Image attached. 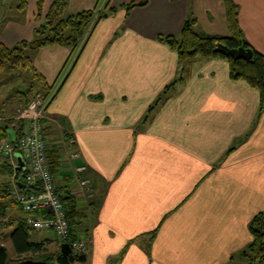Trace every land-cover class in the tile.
Instances as JSON below:
<instances>
[{"label": "crops", "instance_id": "obj_1", "mask_svg": "<svg viewBox=\"0 0 264 264\" xmlns=\"http://www.w3.org/2000/svg\"><path fill=\"white\" fill-rule=\"evenodd\" d=\"M54 1L45 0V13ZM233 1L245 39L264 55V0ZM65 2L69 16L94 12L101 0ZM109 3L118 12L91 28L85 46L30 53L43 78L37 93L55 94L44 117L46 138L66 142L56 184L88 216L80 235L89 242L87 260L72 264H113L121 256L119 264H230L250 245V224L264 213L258 92L231 81L226 61L198 58L185 84L149 113L180 72L177 53L160 38L179 37L191 21L198 34L231 36L223 0H105L97 12ZM132 4L127 13L123 7ZM3 12L0 0V23ZM25 13L24 24L4 28L0 43L13 48L33 40L36 0ZM19 104L1 109L9 107L0 111V130L8 117L18 121ZM83 166L92 194L80 185ZM93 187L102 195L94 206ZM7 201L16 226L25 213Z\"/></svg>", "mask_w": 264, "mask_h": 264}, {"label": "trees", "instance_id": "obj_2", "mask_svg": "<svg viewBox=\"0 0 264 264\" xmlns=\"http://www.w3.org/2000/svg\"><path fill=\"white\" fill-rule=\"evenodd\" d=\"M36 3L38 17H42L43 15V18L45 19L43 26L35 29L34 40L30 42H21L13 48H8L0 43V73L4 69L13 70L21 68L30 71L40 84H42L43 78L37 74L33 66V61L31 57L26 54V51H38L47 46H66L78 49L81 45L85 46L84 44L86 43H83V40L88 33H91V28L93 30L101 20L109 18L118 12L117 9L109 8V3L104 11L97 12L95 10L94 12H84L67 16L64 12L66 7L65 0H55L49 11L46 13L44 12L45 0H36ZM223 3L226 8L227 24L231 36L218 37L198 34L193 29L195 21H191V23L185 26L179 37L160 38L162 42L166 43L177 53L180 72L176 81L164 90L155 103V106L149 109V113L161 105L172 90L175 91L177 87L185 84L189 76L188 65L198 58L226 61L229 64L230 80L233 82H244L257 91L260 97L259 114L264 112V55L257 52L245 39L243 31L239 25V7L233 0H223ZM27 5V0H21L18 9L22 12L26 11ZM135 7L137 6L132 4L123 7V9L126 10L127 13H130ZM97 15H99L98 18H96ZM216 43H221L230 49H251L253 51V59L251 61H234L220 54H216L214 53ZM52 90L46 91L45 95L49 96L53 92ZM29 96L28 93L23 94L25 107L31 102L28 98ZM16 116L18 115L16 114ZM13 123L14 121L10 124ZM16 123V127L12 129L15 131L16 137L19 138L24 131V125L20 121H17ZM10 129V126L1 129L0 137L10 138V135L8 134V130ZM47 130L48 129L46 128L45 133ZM65 135L67 142L72 140L66 132ZM9 143L16 146L15 143L11 142V138ZM49 146L50 144L48 143L47 159L51 174L56 181L61 173L62 156L58 147L52 145ZM16 153L18 152L8 154L12 155L15 161L13 167L11 165L7 166V164H0V168L2 169L0 172L4 174L7 171L13 176V178H15L16 175V179H13L16 181H14V188L15 186L22 188V184L17 181L23 172L17 173L16 171L18 166V162L14 157ZM10 157H6L5 154L0 156L1 159H9ZM84 175L87 176L89 181H92L88 171L82 174V177L80 175L81 181L87 180ZM66 190V188L63 189L57 186V193L61 196V201L65 205L67 216L71 224V238L73 241H77L80 240L81 232H87L84 228L88 223V216L77 208L72 193ZM96 190L97 189L94 188V198L90 200L93 206L95 203H100L102 200V195ZM9 195L11 196V194L8 193L3 199H9ZM12 203L15 204L14 202ZM15 205L19 206L17 203ZM2 214L3 212L0 213V217H2ZM8 226L14 228L9 239L13 245L16 259H10L7 248L0 242V264H72L68 258L62 255L60 248L57 253H54V255H48L47 248L52 244V241H46L44 243L33 241L32 236L36 232L27 227L25 224V218L18 222L16 226L13 225L12 221L10 224L8 223ZM249 230L252 236L250 245L245 251L233 258L230 264H264V213L257 215L253 219ZM53 242L57 243L58 246L61 245L58 241ZM75 256V262L85 263L87 260V254L75 253ZM121 257L114 261L113 264H119V262L122 261Z\"/></svg>", "mask_w": 264, "mask_h": 264}, {"label": "built area", "instance_id": "obj_3", "mask_svg": "<svg viewBox=\"0 0 264 264\" xmlns=\"http://www.w3.org/2000/svg\"><path fill=\"white\" fill-rule=\"evenodd\" d=\"M53 97L54 94L47 97L38 93L19 111L18 121L24 125V131L20 138L16 139V146L0 143V156L18 152L26 164L25 171L17 180L24 188L15 186L13 195L25 213L27 227L36 233L52 232L56 240L62 245L68 244L74 254H87L90 248L88 242L73 241L71 238L67 210L57 193L56 181L48 164L44 117ZM77 157L74 155V159ZM86 172L87 168L84 166L77 169L79 175ZM13 179H16V175ZM80 185L91 193L92 184L89 180L80 181Z\"/></svg>", "mask_w": 264, "mask_h": 264}, {"label": "rangeland", "instance_id": "obj_4", "mask_svg": "<svg viewBox=\"0 0 264 264\" xmlns=\"http://www.w3.org/2000/svg\"><path fill=\"white\" fill-rule=\"evenodd\" d=\"M28 1L29 0H27V3H28ZM104 2H105V0H101L100 7L96 11L102 10L104 8ZM20 3H21V0H4L5 12H3V15L1 16V21H2V18L5 20L3 23H0V34L5 32L4 28L7 25H9L8 27H10V24H9L10 22L15 21V24L18 25V24H24V22L26 21L25 11L22 12L18 9ZM98 16L99 15H97L96 18H98ZM42 18H43V15H42V17H38V13H37V20L39 19V22H38L39 25H38L37 29L43 26V24L41 23ZM43 20H45V19L43 18ZM12 29L13 28H9L8 30H6V33L10 34L9 32H11ZM16 32L17 31L15 30V34H16ZM33 40H34V38H33ZM30 53H31L30 50L26 51V54L28 56H30ZM44 88L45 87H43V90H44ZM39 90H42L40 83L38 82L37 78H35L33 76V74H31L30 71L23 70L21 68H17V69H13V70L4 69L0 73V111L6 112L9 109L10 105H16L17 103L18 104L21 103L15 109L17 115H19L18 114L19 111H21L23 108H25L23 94L28 93V95H30L28 97L29 100H32L35 97V95L38 94L37 92ZM39 93L42 95H45V93H41V92H39ZM51 95H52V93L47 97H50ZM12 99H14V101H15L14 103L12 102ZM5 106L6 107L9 106L8 109L1 110ZM16 113H15V115H16ZM1 114L3 115L4 113H1ZM12 121H14V119L11 116L8 117V119L5 122V126L3 128L8 127V126H10V128L16 127L17 123L15 121L13 124H10ZM8 123H9V125H8ZM59 130H61V129H59ZM46 136L50 137L49 131L46 132ZM60 136H62V135H60ZM51 137H52V139L54 138V140H52L53 144H50L51 141L48 140V138H47V142L50 144V146L54 145V144L57 145L56 147L61 146L60 147L61 148L60 152H61L64 148V146H62V144L63 143L66 144V142H64L65 138H63L64 139L63 140V139H60L58 137L57 138L53 137V136H51ZM0 142L9 143L10 138L9 137H0ZM64 159L66 160V156L63 157V160ZM14 162L15 161H14L12 155L9 159H1L0 158V164H2V165L7 164V166L11 165L13 167ZM0 171H2L1 168H0ZM70 176L73 177V175H70ZM73 185L75 186V189L78 188L75 183ZM78 186H79V184H78ZM3 191H6V192H3ZM13 192H14L13 176L10 175V173L7 171L4 174H2L0 172V213L3 212V214L1 215L2 217H0V242L4 247L7 248L8 253H9V257L11 260L16 259L15 258L16 254H15L13 245H12L10 239H8V236H10V234H11L10 233L11 230L8 226V223L10 224L12 220L9 218L10 212L8 211L9 209H8V204H7L9 201L4 200L3 197L5 198V196H7L8 193L11 194V196L9 195L10 199L12 202H14L16 204ZM90 194H92V193H90ZM86 195L89 196L87 193H86ZM15 204L12 203L11 205L14 206ZM32 239H33V241L40 242V243H42V242L44 243L46 241H52L51 242L52 244L50 246H48V248H47L48 249L47 253L49 256H52V255H54V253H57L59 248L61 249L62 244L58 246L57 243L53 242L56 240V238H55L54 234H52L51 232L34 233L32 236Z\"/></svg>", "mask_w": 264, "mask_h": 264}, {"label": "water", "instance_id": "obj_5", "mask_svg": "<svg viewBox=\"0 0 264 264\" xmlns=\"http://www.w3.org/2000/svg\"><path fill=\"white\" fill-rule=\"evenodd\" d=\"M189 24V23H188ZM214 53L220 54L224 57L230 58L234 61H251L253 59V51L251 49H245V48H240V49H230L227 46L221 44V43H216ZM8 134L10 135L11 142L16 143V133L13 130H8ZM8 155H6L7 157ZM18 162V166L16 168L17 173H22L26 169V164L21 156V154L16 153L14 155ZM22 188H24L22 186ZM61 253L64 257L68 258L71 263H74L76 260V256L71 249V247L68 244H63L61 246Z\"/></svg>", "mask_w": 264, "mask_h": 264}, {"label": "bare ground", "instance_id": "obj_6", "mask_svg": "<svg viewBox=\"0 0 264 264\" xmlns=\"http://www.w3.org/2000/svg\"><path fill=\"white\" fill-rule=\"evenodd\" d=\"M47 153H48V151H47Z\"/></svg>", "mask_w": 264, "mask_h": 264}]
</instances>
